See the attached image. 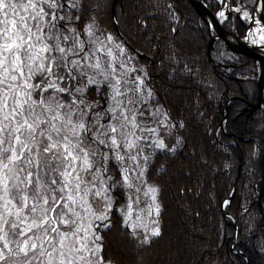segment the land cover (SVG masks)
<instances>
[{
  "label": "snow or ice",
  "instance_id": "snow-or-ice-1",
  "mask_svg": "<svg viewBox=\"0 0 264 264\" xmlns=\"http://www.w3.org/2000/svg\"><path fill=\"white\" fill-rule=\"evenodd\" d=\"M94 8L0 0V264H113L101 231L114 206L132 234L144 230L141 245L161 236L158 219L142 222L160 214L146 149L173 150L164 135L177 125L138 53Z\"/></svg>",
  "mask_w": 264,
  "mask_h": 264
},
{
  "label": "trees",
  "instance_id": "trees-1",
  "mask_svg": "<svg viewBox=\"0 0 264 264\" xmlns=\"http://www.w3.org/2000/svg\"><path fill=\"white\" fill-rule=\"evenodd\" d=\"M205 2L213 14L220 11L218 0ZM93 3L101 5L93 10L102 26L121 33L138 53L156 98L177 125L168 142L173 150L149 160L148 182L159 189L161 236L141 245L144 234H132L113 210L110 228L101 232L107 257L113 264H264L258 203L264 109L243 113L258 102L260 64L218 39L213 65L209 27L189 0H119L114 16V0L107 8L105 0ZM223 26L239 38L248 32L239 15Z\"/></svg>",
  "mask_w": 264,
  "mask_h": 264
},
{
  "label": "water",
  "instance_id": "water-1",
  "mask_svg": "<svg viewBox=\"0 0 264 264\" xmlns=\"http://www.w3.org/2000/svg\"><path fill=\"white\" fill-rule=\"evenodd\" d=\"M119 0H114V4L117 6ZM192 6L195 8L197 13L201 16V18L205 21L208 25L211 33V41L209 45V58L212 60L211 51L213 49V43L217 38H220L224 41L227 48L238 55L245 56L247 58L253 59L260 64V77L258 80V87H259V100L256 104H248L247 107L244 109V113H247L249 110H257V109H264V55L260 53L259 50L256 48H252L244 44L240 38L232 35L223 27V22L218 19V14H213L210 7L205 3L204 0H189ZM262 3V10L264 12V0H261ZM115 9L113 12L115 13ZM230 14H228V17ZM261 23L264 25V14L261 18ZM212 25L214 29H212ZM250 25H248V30ZM228 36H231L235 39V41H230ZM259 208L264 217V184L261 188L260 195H259Z\"/></svg>",
  "mask_w": 264,
  "mask_h": 264
},
{
  "label": "rangeland",
  "instance_id": "rangeland-1",
  "mask_svg": "<svg viewBox=\"0 0 264 264\" xmlns=\"http://www.w3.org/2000/svg\"><path fill=\"white\" fill-rule=\"evenodd\" d=\"M219 1L221 2V11H224L225 17H226L224 19H221L223 22L227 19L228 14L239 15V16H241L242 19H244L245 21H247L248 25H250L249 26L250 28H249L247 34L252 31V29H251L252 19H246L243 16V12L244 11H248L250 13V16L252 17V14H253L254 9L256 7V4L253 3V0H223V2H222V0H219ZM237 7L240 8L241 11H239V12L235 11L234 9L237 8ZM255 29H256V27L254 28V30ZM257 32H258V34H260L259 31H257ZM175 129H176V127H170L167 130V133L164 135V140H165V143L166 144H168V142L170 141V139L173 138ZM165 151H171V150H165ZM146 152H151L154 155V154H158V152H163V151H161L159 149L153 150V149L149 148V149H146ZM150 159H151V156H150ZM157 200H158V197H157ZM148 202L149 203L151 202L150 199L148 200ZM122 205H123V198H121V202H120V206H122ZM145 207H146V204L145 203H141V205L139 206V209H137V211H139L140 209H144ZM113 210H115L118 213V215L121 216V218L123 220V217H122L121 213L117 211V206H114L113 207ZM142 215H143L142 222L145 223V224H147L149 226V228L154 227V225L152 224V220L153 219H158V221H159V216L158 217H155V216H147L146 214H142ZM133 220L134 221L136 220V212L133 213ZM124 227H126L130 231H132V229L130 227H128V226L124 225ZM104 230L105 229H103L102 231H104ZM136 233L144 234V230L143 229H137L136 230Z\"/></svg>",
  "mask_w": 264,
  "mask_h": 264
},
{
  "label": "bare ground",
  "instance_id": "bare-ground-1",
  "mask_svg": "<svg viewBox=\"0 0 264 264\" xmlns=\"http://www.w3.org/2000/svg\"><path fill=\"white\" fill-rule=\"evenodd\" d=\"M205 1V0H204ZM219 1V0H218ZM190 2V1H189ZM220 2V1H219ZM206 3V2H205ZM207 4V3H206ZM220 4H221V2H220ZM208 5V4H207ZM256 8V7H255ZM261 8H262V3H261ZM112 10H113V8H112ZM263 14H264V12H263V10H261V11H259V12H253V14H252V23H251V29H252V31L251 32H254L255 34L254 35H252V36H249L248 34L247 35H245L244 37H242V38H240L241 39V41L244 43V44H246L247 46H249V47H252V48H256L257 50H259L260 51V53H262L263 55H264V42H262V41H260V35H261V33L260 34H258V32H257V30L256 29H258V27L260 28V27H264V25L261 23V18H262V16H263ZM230 16H236V15H233V14H230ZM229 16V17H230ZM241 17V16H240ZM218 19L220 20V21H222L221 20V18L218 16ZM254 20H260V24L259 25H257V24H255L254 23ZM223 22V21H222ZM224 23V22H223ZM224 27V26H223ZM256 27V29L254 30V28ZM212 29H214V26L212 25ZM227 30V29H226ZM254 30V31H253ZM209 31H210V29H209ZM228 31V30H227ZM229 32V31H228ZM232 34V33H231ZM233 35V34H232ZM210 38H211V33H210ZM239 38V37H238ZM218 39H220V38H217L216 40H218ZM228 39L230 40V41H235V39L233 38V37H231V36H228ZM253 39H255L256 41H257V43L256 44H253L252 43V40ZM215 40V41H216ZM222 40V39H221ZM211 41V40H210ZM223 41V40H222ZM224 42V41H223ZM215 43V42H214ZM214 43H213V48H214ZM210 45V44H209ZM226 45V44H225ZM212 51H213V49H212ZM212 51H211V56H212ZM208 56H209V49H208ZM210 59V58H209ZM211 60V59H210ZM211 63L213 64V65H215V62H214V60H213V58H212V60H211ZM259 100V99H258ZM249 111H251V112H253L252 110H249ZM248 111V112H249ZM255 111V110H254ZM243 113H244V111H243ZM239 170H241V165H240V169ZM240 175V174H239ZM238 181H239V176H238V179H237V182H236V185H237V183H238ZM264 184V183H263ZM263 184H262V186H263ZM262 186H261V188H262ZM235 191L236 190H234V192H233V194H232V197L235 195ZM260 191H261V189H260ZM260 191H259V195H260ZM259 203V202H258ZM260 209V208H259Z\"/></svg>",
  "mask_w": 264,
  "mask_h": 264
}]
</instances>
